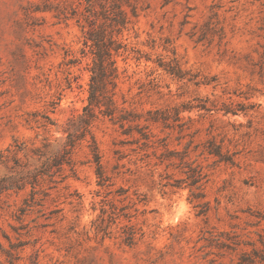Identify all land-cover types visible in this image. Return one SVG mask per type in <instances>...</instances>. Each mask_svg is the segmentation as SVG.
Returning a JSON list of instances; mask_svg holds the SVG:
<instances>
[{"label":"rangeland","instance_id":"1","mask_svg":"<svg viewBox=\"0 0 264 264\" xmlns=\"http://www.w3.org/2000/svg\"><path fill=\"white\" fill-rule=\"evenodd\" d=\"M77 6V0H0V177L16 175V160L41 170V161L61 150L68 119L86 104L90 55L81 53L84 21ZM124 8L131 23L119 35L127 51L116 57L117 105L139 113L176 107L180 119L173 129L151 125L157 142L139 149L99 116L71 164L1 193L0 264H234L238 250L215 255L205 246L206 231L256 237L247 233L257 227L249 226L255 219L245 210L264 211V0H124ZM59 10L68 18L56 17ZM159 59L175 60L185 78L168 74ZM203 101L214 109L199 110ZM230 104L245 109L225 114L221 108ZM211 136L234 153V165L214 166L198 155ZM189 140V157L207 173L205 216L197 214L185 184L162 186L166 172L182 175L155 165L159 153L184 151ZM36 148L46 152L39 160ZM31 197L35 203L22 213ZM112 207L131 217L110 222L102 208ZM124 224L136 232L129 245Z\"/></svg>","mask_w":264,"mask_h":264},{"label":"trees","instance_id":"2","mask_svg":"<svg viewBox=\"0 0 264 264\" xmlns=\"http://www.w3.org/2000/svg\"><path fill=\"white\" fill-rule=\"evenodd\" d=\"M77 5H82L80 16L84 21L80 23V18L77 19L83 30L84 38L81 53L83 56L90 55V63L87 65L90 76L87 84L86 104L82 107V112L77 117L68 119L67 127L64 129L66 135L61 150L41 161V170L37 167L30 169L28 168L29 166L18 164L19 162L16 160L17 168H15V171L16 169L18 170L16 175L13 177H0V194L10 190L22 189L26 180H34L33 185H35L42 175L51 176L55 172L51 170L53 167L57 168L56 171H60L63 164H71V155L74 148L81 139H84L86 134H90V126L99 116L106 117L113 124H117L122 134L132 138L127 140V142L138 144L139 149L154 147L157 142L153 139L155 134L150 130L151 125L160 124L163 129H173L175 126L174 122L180 119L179 113L181 110L176 107L171 110L169 108L148 109L144 113H139L119 107L116 103L115 94L119 77L116 57L127 51V46L120 40L119 35L131 23L128 12L124 8V0H77ZM77 7H72V16L76 15ZM131 13L133 16L137 15L134 8H132ZM55 16H61L63 19L68 18L63 10H59ZM136 59H139V56ZM75 62L76 60H69L67 64ZM157 65L178 79L185 78L187 74L181 70L175 60L162 61L159 59ZM196 107L199 110L211 112L215 106L214 104L209 106L206 101H203L197 104ZM191 108L192 106L185 105L182 107V109ZM221 109L225 114H237L238 111H242L245 108L233 107L230 104L224 105ZM183 125L179 124L180 132L183 130ZM181 137L182 135L179 136V138ZM222 141V139L217 141L214 136H211L202 142L201 146L195 144L193 150L196 151L200 146L201 149L198 155L210 157L214 166L220 163L234 165V153L224 150ZM192 143L193 141L189 140L184 151L165 149L157 155L158 161L155 165H164L165 169L172 168L182 175V177H173V173L169 174L166 172L162 176V179L166 180L162 186L179 188L185 184L184 187L189 189L188 199L198 209L197 214L205 216L210 209L209 201L204 199L205 194L203 192V184L204 180H207V173L204 172L203 166L196 159L191 160L189 157L188 149ZM163 145L165 146L166 144L164 143ZM49 146L50 143L43 145L46 152L49 151ZM90 147L93 160L96 163V173L100 178L98 184L104 185V181L108 179L103 174L97 144L92 135ZM35 152H39L37 154L39 156L38 160L46 155V152H40L39 148H36ZM121 191L123 194L128 190ZM34 193L33 186L31 194ZM133 194L138 202L142 201L136 191ZM34 203L33 197L25 199L21 212L24 213L26 210H30ZM245 211L255 219L254 222L249 223V226L257 228L254 231H247V233H254L255 238H250L248 235L242 238L241 234L232 229L207 230V235L203 236L206 241L205 246L215 249L216 251L212 252L215 255H222L224 251L238 250V256L234 264H264V211H253L251 208H247ZM105 213H107L112 223L120 215L126 218L131 217V215L125 213L120 214L116 207H112L109 212L102 208V214ZM235 226L236 224H231V228ZM121 228L123 241L128 245L132 244L136 233L134 226L132 224H124Z\"/></svg>","mask_w":264,"mask_h":264}]
</instances>
